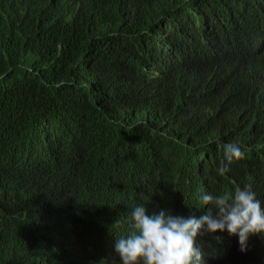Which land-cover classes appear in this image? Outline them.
<instances>
[{"label":"trees","instance_id":"trees-1","mask_svg":"<svg viewBox=\"0 0 264 264\" xmlns=\"http://www.w3.org/2000/svg\"><path fill=\"white\" fill-rule=\"evenodd\" d=\"M248 184L264 206V0H0V264H121L137 205ZM214 235L212 264H264Z\"/></svg>","mask_w":264,"mask_h":264},{"label":"clouds","instance_id":"clouds-1","mask_svg":"<svg viewBox=\"0 0 264 264\" xmlns=\"http://www.w3.org/2000/svg\"><path fill=\"white\" fill-rule=\"evenodd\" d=\"M223 150L226 163L218 169L221 176L234 161L245 158L237 143L225 144ZM202 202L211 207L199 218L194 215L185 218L163 210L149 216L144 204L134 207L131 211L134 231L115 243L121 264H212L198 244V237L204 232L213 235L227 232L238 237L242 252L248 250L250 237L264 234V206L250 184L226 195L204 194ZM214 238L222 241L220 236Z\"/></svg>","mask_w":264,"mask_h":264}]
</instances>
